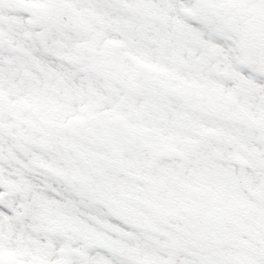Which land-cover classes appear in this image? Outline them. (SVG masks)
Segmentation results:
<instances>
[{
	"label": "snow or ice",
	"instance_id": "1",
	"mask_svg": "<svg viewBox=\"0 0 264 264\" xmlns=\"http://www.w3.org/2000/svg\"><path fill=\"white\" fill-rule=\"evenodd\" d=\"M0 264H264V0H0Z\"/></svg>",
	"mask_w": 264,
	"mask_h": 264
}]
</instances>
